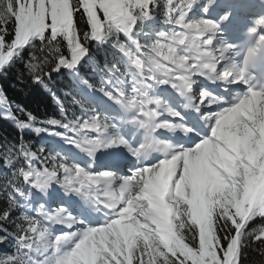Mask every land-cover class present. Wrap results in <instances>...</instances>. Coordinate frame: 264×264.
<instances>
[{
	"label": "snow or ice",
	"instance_id": "1",
	"mask_svg": "<svg viewBox=\"0 0 264 264\" xmlns=\"http://www.w3.org/2000/svg\"><path fill=\"white\" fill-rule=\"evenodd\" d=\"M160 2L94 0L89 4L88 0H67L71 13L69 21L60 0H0V54L4 55L0 73L5 71L17 51L34 39L41 41L42 50H47L49 55L42 61H29L26 68L33 83H43L46 88L45 77L51 79L52 72H59L62 67L76 71L80 60L88 55L87 44L92 40L100 43L111 40L113 46L126 56L130 67L136 69L131 93L118 85L111 92L104 88L100 91L136 113L133 123L147 130L146 142L134 147L119 135H104L116 125L99 113L88 120L67 124L52 119L50 125L72 133L66 137L68 142L86 150L90 156L101 148L120 146L127 147L132 155L141 159L157 146L165 152L164 159L154 165H142L127 177L112 171L93 174L90 169L69 164L63 157L46 156L43 149L33 152L26 143L8 153L6 167L14 165L21 156L25 157L27 166L15 169L12 179L0 187V198H6L8 204L0 213V221L7 220L11 211L20 207L16 197L25 195L18 186L20 181L45 195L52 183L62 181L66 191L76 192L103 206L109 217L102 227L54 234L49 228L51 224L63 223L71 227L82 222L63 207L49 212L41 206L36 217L22 214L14 221L17 226L14 233H8L0 224V231L5 232L0 236V243L9 235L17 241L16 253L6 254L0 264H201V260L203 264H241V258L247 257L249 250L260 257L251 264H264V173L247 159H240L219 138L221 129L228 124L241 136L247 132L259 137V127L264 123V102L258 106L249 105L253 98H264V87L257 89L248 71L264 51V16L257 18L249 29L250 34H258V39L248 48L243 67L233 65L218 71V65L235 45L225 44L218 50H213L211 45L221 24L231 17V12L219 20H189V14L200 0H163L164 23L173 25L174 30L160 31L156 41L142 44L136 26L152 18L153 10L160 6ZM215 3L216 0H206L203 11L207 13ZM81 20L88 25L87 31L82 32L78 27ZM121 35L126 39L122 41ZM61 40L69 49L67 55L59 46ZM108 71L115 75L119 69L113 65ZM198 75L244 84L247 92L225 113L219 116L209 114L206 120L210 135L191 148L174 147L152 138L151 133L157 129L180 127L185 133H191L193 129L161 121L165 112L173 117L180 116V113L166 107L161 98L150 96L151 88L168 84L181 95H187L195 82L193 77ZM209 98L210 94L202 91L200 104ZM189 102L192 103L191 97ZM30 126V122L21 125ZM43 130L58 134L51 128ZM35 131L39 134L41 128L36 127ZM92 131L101 139H90ZM220 149L235 158V174H230L217 163L216 155ZM260 160L264 161V156ZM209 168L214 172L207 178L205 191L211 199L222 201V206L214 214L211 242L201 227L192 221V206L177 195L179 187L185 189L191 198V178ZM221 184L224 186L222 191L219 190ZM213 185H216L214 194L208 191ZM9 187L11 192H8ZM254 221L257 223L253 224ZM170 225L175 226L174 240L168 237ZM66 244L72 246L65 249ZM36 256L42 259L38 260Z\"/></svg>",
	"mask_w": 264,
	"mask_h": 264
},
{
	"label": "trees",
	"instance_id": "2",
	"mask_svg": "<svg viewBox=\"0 0 264 264\" xmlns=\"http://www.w3.org/2000/svg\"><path fill=\"white\" fill-rule=\"evenodd\" d=\"M64 2L67 5V0ZM88 3L92 4L94 0H88ZM164 16L165 5L162 0L160 6L153 10L152 18L137 24V35L142 44H146L151 39V37L143 35V33H148L146 27L143 26L144 23L148 22L150 25H154L153 29H156V27L162 26L161 20ZM78 27L82 32L88 29V25L82 20L79 21ZM98 27L100 26L98 25ZM5 39H9V37ZM120 39L123 41L126 37L121 35ZM59 46L67 55L69 49L66 42L61 40ZM87 47L88 55L80 60L76 71L62 67L59 72L51 73V79L45 77L47 88L43 83H33L32 76L26 68L29 61L33 59L42 61L49 55L47 50H42L39 39H34L27 47L18 50L5 71L0 73V89H2L0 91V187L12 179L15 169L27 166L25 157L21 156L14 165L6 167L5 156L8 153L18 150L19 146L25 143L31 147L33 152L42 149L43 145L49 147L52 141L47 142L42 139L43 129L51 128L54 132L62 133L68 131L63 127L50 125L49 122L52 119L66 124L85 119L94 110L85 96V91L101 93L100 89L104 88L110 79L115 78L118 74H126V70L129 72L126 56L113 46L111 40L108 43L92 40L87 44ZM3 62L4 55L0 54V64ZM113 65L117 66L119 71L115 75H110L108 69H111ZM48 67L50 70L52 65L50 64ZM5 106L11 115L10 118L2 115ZM25 122H30L35 128L40 127L39 134L31 127L26 130L19 128L18 124ZM18 186L23 189L25 195H18L16 199L23 201V199L30 198L31 194L28 193L30 186L23 181H20ZM11 191L12 189L9 187L8 192ZM32 201H35L33 197ZM19 204L20 207L13 209L7 220L0 221L8 233L17 231L14 221L22 214H26L22 209V204ZM7 207L6 198H0V213ZM214 214L215 212L209 217L204 227L197 220L193 221L201 227L202 232L207 234L209 242L213 238ZM255 223L257 221L253 222V224ZM2 235H5V232L0 231V236ZM16 251L17 241L11 235L3 243H0V259L4 258L6 254L12 255ZM259 259L260 257L255 252L249 250L248 256L241 258V264H251L253 260L259 261ZM201 264H203V260H201Z\"/></svg>",
	"mask_w": 264,
	"mask_h": 264
},
{
	"label": "rangeland",
	"instance_id": "3",
	"mask_svg": "<svg viewBox=\"0 0 264 264\" xmlns=\"http://www.w3.org/2000/svg\"><path fill=\"white\" fill-rule=\"evenodd\" d=\"M61 4L63 3V1H60ZM206 0H200V2L198 4L203 3V5H205ZM63 7L66 10V16L70 21L71 18V13H70V9L68 8V6L66 4L63 5ZM210 10L205 13L202 9L200 11H196L193 10L191 12L192 17L190 20H198L200 18H207V15L209 14ZM165 29H163L165 32H171L174 30V26L171 24H166V27H164ZM155 37L153 39L150 40V44L154 41L157 40L158 38V34L155 33L154 35ZM23 46V47H27ZM222 44H217V50L222 47ZM22 47V48H23ZM228 55V54H227ZM229 55L226 56L225 60L223 61V65H222V70H224L225 68H230L232 67L231 64L229 63ZM132 68V67H131ZM133 70L135 68H132ZM135 75V74H133ZM133 75H128L129 79L132 81V76ZM127 76L125 75H121V76H115V78L110 79L112 81V83H108L106 84V86L104 87V89H106L107 91L111 92L113 87L118 85L120 88H122L125 92L127 93H131V91L133 90L134 87V83L133 81H125L127 78ZM197 78V76H195ZM138 79V77H137ZM194 80V77H193ZM196 84H198V81L196 79L195 81ZM160 86L161 84L158 85H154L151 90H150V96L152 97H156V98H161L165 104L168 105V97L166 95H163L162 92L160 91ZM87 96H89L90 100L93 102V104L95 105V107L97 109L93 110L92 114H89V116H87L85 119H81V120H88L91 116H93L94 114H101L104 116H107L109 118L110 114L116 115L117 117L121 118L122 115L124 116H128V117H132L134 115H136V113L132 110H127L125 108H123L120 104H118L121 108L120 109H114V104L116 102H114L112 99L109 98L108 95H106L105 93L101 94V95H97L95 96V94H91V93H87ZM117 104V103H116ZM2 115L3 117L6 118H10L11 115L8 112V108L5 106L2 110ZM110 121L116 125L115 128H110L106 134V136H115V135H119L120 137L124 138L127 140L128 136H124L125 132H127V130H124V128L122 127V124L118 123L117 121H114V119L110 118ZM22 124H18L19 128H21L22 130H26L29 127H21ZM31 128L35 129V127L30 126ZM230 127V126H229ZM65 129V128H63ZM58 134H49L48 132H42L41 136L45 139H49L52 140V142L49 144V147H47L46 145H43L41 148L43 149L44 155H53V156H58V157H63L64 159H66V161L69 164H76L78 166H81L83 168H85L86 170L90 169L91 170V164L90 162L88 163H83V162H78V157L81 156L82 153H84L88 158H91L93 156H90L88 154V152L86 150H82L80 147L75 146L74 144L70 143L67 141L66 137L71 136L72 133L70 131H66V132H55ZM59 134H63V135H59ZM56 136V137H54ZM245 139L242 141L243 146L245 144V151L248 152V148L249 151H253V147L254 145L257 143L255 142V136L247 132L244 133ZM89 138L90 139H101V136L98 135L95 131H92L89 133ZM257 138V137H256ZM47 141V142H49ZM225 142V140H224ZM46 143V142H45ZM177 146V145H176ZM262 147H263V143H262ZM114 150L118 151L117 156L111 157L109 150L111 148H101L98 151L107 153L108 155H106V160L107 162L112 163L114 161L115 157L118 156H124V157H131L132 153L129 151V149L127 147L124 146H120V147H113ZM79 150V151H78ZM262 150V149H261ZM263 151V150H262ZM79 152V153H78ZM95 152V153H96ZM264 152V151H263ZM78 156V157H77ZM103 155H100L99 157H102ZM264 156V155H263ZM261 155H257L256 159L260 160ZM83 159H86L85 157ZM120 159V158H119ZM216 161L217 163L220 164L221 167H223L226 171H228L230 174H235L236 172V168L235 166H231L230 164H226L227 163V155L225 153V151L223 149H220V151L217 153L216 155ZM253 165L259 167L261 169L262 167V162H257V163H253ZM108 166H105L104 168L106 169ZM50 170V169H49ZM126 170L128 169H124L123 175H121L122 177H127L129 175L126 174ZM264 170V166L261 170V172H263ZM214 172V170L212 169H208L206 171H202L200 174L198 175H194L191 180L190 183L193 187V192H192V197L190 198L188 195V192L185 189H181L178 187L177 189V195L182 197L183 199H185L191 206L193 209L192 212V221L197 220L198 223L200 225H202L203 227L207 224V221L209 220V217L213 215V213L216 211V209L220 206H222V201L218 202L214 199H211L209 197V195L207 194V192L205 191V185L207 182V178L212 175V173ZM93 174H97V173H101V171H96L93 172ZM62 175V174H61ZM116 183H119L118 181ZM223 185L221 184L219 190L222 191L223 190ZM214 190H216V185H213V188L208 190V191H213L214 194ZM29 194L32 195L33 199L36 198L35 203L34 201H32V197L30 195V198L27 199H23V201H19V203L22 204V209L26 212V215H28L29 217H36L37 216V212L39 210V208L41 206H44L49 212H52L58 208H66L68 211L71 208H75L77 210L78 215L77 216H73L75 217L78 221L82 222V223H77L72 225V227L63 225L65 227L61 228L59 230H57L59 227L58 225H54L51 224L49 225L50 231L54 234H58V233H69V232H77V231H81V230H86L87 226L83 225L84 223V215L82 212V207L79 204L80 201H86L87 203L90 204V207L93 205L91 200H88L87 198H85L84 196L77 194L76 192H70V191H66V189L64 187H62V181L61 183H52L51 187L47 189V194L45 195L43 192H40L38 190H36L35 188H29L28 191ZM73 209V212H75L76 210ZM91 211H93V209H91ZM70 213V211H69ZM197 219H194L196 218ZM206 223V224H205ZM80 224V225H79ZM80 227V229L78 230H73L74 227L78 226ZM95 227H100V226H95ZM167 233H168V237L170 240H174L175 239V226L174 225H170L167 229ZM72 245L70 244H66L65 245V249L71 247ZM36 259H42V257L36 256Z\"/></svg>",
	"mask_w": 264,
	"mask_h": 264
},
{
	"label": "bare ground",
	"instance_id": "4",
	"mask_svg": "<svg viewBox=\"0 0 264 264\" xmlns=\"http://www.w3.org/2000/svg\"><path fill=\"white\" fill-rule=\"evenodd\" d=\"M210 17V15L208 14V18ZM135 72H136V70H135ZM200 79V78H199ZM236 96V95H235ZM240 98H242L241 96H239V98L238 97H232L230 100H231V104L230 105H232V106H234V104L236 103V102H238V100L240 99ZM251 102V104H252V106H258L260 103H262V102H264V98H253V100L252 101H250ZM250 104V105H251ZM227 108H228V106L227 107H225L224 109H222L221 110V112H225L226 110H227ZM207 116H208V114H207ZM162 117H171V115L170 114H168L167 112H165V114L164 115H162ZM181 123H176L175 125H180ZM206 124H208V122L206 123ZM136 125L138 126V127H141L139 124H137L136 123ZM229 127V126H228ZM143 128V127H142ZM260 128V127H259ZM128 130H129V132H131V133H134L133 132V130L131 129V128H128ZM143 130H145L144 132V136H146L147 135V131H146V129L145 128H143ZM199 131H198V129H197V131H196V133H198ZM259 132H262V134H263V132H264V129H260L259 130ZM161 141H163V142H167V143H170L171 144V142L170 141H172V139L173 138H177V132H172V134H171V136L169 135V133H167L166 131H164V130H162V132H161ZM234 142H235V144L236 145H240L241 143H242V141H241V139L239 138V137H235V140H234ZM173 145V144H172ZM263 149H264V141H263ZM111 150V152L113 153V155H117L118 154V151H116V150H114V148H111L110 149ZM79 151V150H78ZM79 153V152H78ZM105 154H107V153H104V152H101V151H98V152H96V153H94V155H93V159H95V160H97L98 161V167H102V166H107V164H104V161L99 157L100 155H105ZM121 159V158H123V156H118L117 158H115V160L116 159ZM160 160H162V159H160L159 158V160L158 161H160ZM132 161H133V164H135V165H137V164H139L140 165V163L139 162H137V157L136 156H134L133 155V158H132ZM100 162V163H99ZM135 165H134V167H135ZM140 168V166L137 168V169H139ZM136 169V170H137ZM127 172H132L131 170H128ZM134 172V171H133ZM80 205H81V207H82V212L83 213H85V214H88L87 213V211H88V209H89V207H90V205L86 202V201H80V203H79ZM73 209H75L74 207L73 208H71L69 211H70V214L71 215H73V216H77L78 215V213H77V210L75 211V212H73ZM92 209H93V214H95L96 213V211H97V209H99V208H97V209H95V207H92ZM104 212L105 213H107L106 211H105V209H104ZM95 218V216H93V219ZM89 219H91V218H88V220ZM58 224H60L61 225V227H63L62 225H65V224H63V223H55L54 225H58ZM72 227V226H71ZM69 228V227H68ZM70 229V228H69ZM78 229H80V227L79 226H76V227H74V229L73 230H78Z\"/></svg>",
	"mask_w": 264,
	"mask_h": 264
}]
</instances>
